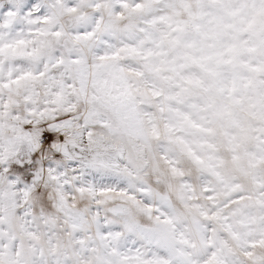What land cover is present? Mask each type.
Wrapping results in <instances>:
<instances>
[{"label":"snow or ice","instance_id":"snow-or-ice-1","mask_svg":"<svg viewBox=\"0 0 264 264\" xmlns=\"http://www.w3.org/2000/svg\"><path fill=\"white\" fill-rule=\"evenodd\" d=\"M0 264H264V0H0Z\"/></svg>","mask_w":264,"mask_h":264}]
</instances>
